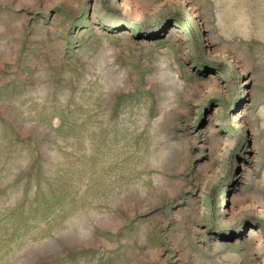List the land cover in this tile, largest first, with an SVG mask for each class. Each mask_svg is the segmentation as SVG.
Returning <instances> with one entry per match:
<instances>
[{"label": "rangeland", "instance_id": "rangeland-1", "mask_svg": "<svg viewBox=\"0 0 264 264\" xmlns=\"http://www.w3.org/2000/svg\"><path fill=\"white\" fill-rule=\"evenodd\" d=\"M0 264H264V0H0Z\"/></svg>", "mask_w": 264, "mask_h": 264}]
</instances>
